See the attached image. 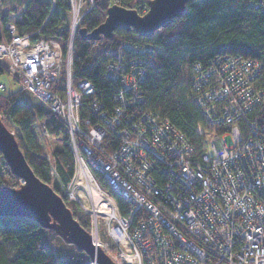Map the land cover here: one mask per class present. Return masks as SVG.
Here are the masks:
<instances>
[{
	"label": "built area",
	"instance_id": "2783aa9c",
	"mask_svg": "<svg viewBox=\"0 0 264 264\" xmlns=\"http://www.w3.org/2000/svg\"><path fill=\"white\" fill-rule=\"evenodd\" d=\"M67 2L64 46L54 38L32 39L35 32L21 34L8 19L0 61L19 89L65 124L73 157L68 182L48 153L40 156L62 194L88 215L93 241H100L104 225L110 242L95 243L116 264H264V63L222 54L192 64L189 100L211 128L199 126L194 144L168 118L142 108L152 44L122 39L108 51L102 69L110 82L108 102L91 80H75L74 41L94 0ZM123 2L143 14L149 0H108ZM248 5L264 13V0ZM84 96L94 123L80 115ZM106 129L118 138L110 150L103 144ZM42 133L49 136L44 127ZM96 173L129 203L127 215Z\"/></svg>",
	"mask_w": 264,
	"mask_h": 264
},
{
	"label": "trees",
	"instance_id": "16d2710c",
	"mask_svg": "<svg viewBox=\"0 0 264 264\" xmlns=\"http://www.w3.org/2000/svg\"><path fill=\"white\" fill-rule=\"evenodd\" d=\"M249 0H190L184 12L165 26L155 30L150 37H140L133 29H115L112 37L98 40L83 39L77 33L74 41L72 70L75 80L87 78L96 87V94L110 101V82L102 75L108 51L122 39L148 42L155 47L153 65L146 69L142 81L146 101L144 110L164 116L194 144H199L198 128L211 131L189 100L192 64L206 62L217 55L232 54L255 58L264 63V13L248 5ZM5 3V0H4ZM122 6L131 5L123 2ZM108 0H94L91 9L82 17L78 28L90 30L106 16ZM50 0H28L21 9L23 18L16 20L19 33H33L32 39L54 38L65 45L68 34L69 6L67 0H55L51 11ZM19 9V8H18ZM9 12L0 14V41L6 39L3 23ZM6 72L0 61V74ZM34 97L17 88L11 92L0 90V118L14 130L25 159L34 173L61 195L72 215L85 229L89 217L78 204L68 200L60 191L55 175L35 140L32 125L43 122L51 137L67 138L65 124L48 111ZM82 98L80 115L94 123L97 118L85 107ZM217 130V128H216ZM220 131V130H218ZM118 138L106 129L103 144L107 149L116 146ZM51 164L63 183L68 182L73 171V157L69 146L62 142L51 155ZM103 187L109 189L119 211L127 215L129 203L96 173ZM20 181L12 174L0 153V184L17 187ZM54 243L60 247H54ZM89 257L73 244L65 243L52 230L46 229L23 216H0V264H89Z\"/></svg>",
	"mask_w": 264,
	"mask_h": 264
},
{
	"label": "water",
	"instance_id": "95a60500",
	"mask_svg": "<svg viewBox=\"0 0 264 264\" xmlns=\"http://www.w3.org/2000/svg\"><path fill=\"white\" fill-rule=\"evenodd\" d=\"M188 1L149 0L148 9L143 14L134 8L113 3L107 7L102 22L90 30L79 27L78 35L89 40H98L101 36L110 38L119 28L133 29L140 37H150L156 29L181 16ZM0 153L12 174L20 180L17 187L0 185V216H23L85 252L94 264H116L103 247L93 241L90 231L72 215L61 195L34 173L14 130L9 129L1 118Z\"/></svg>",
	"mask_w": 264,
	"mask_h": 264
},
{
	"label": "rangeland",
	"instance_id": "374dc122",
	"mask_svg": "<svg viewBox=\"0 0 264 264\" xmlns=\"http://www.w3.org/2000/svg\"><path fill=\"white\" fill-rule=\"evenodd\" d=\"M27 1L28 0H6L4 5L0 8V14L1 12H4V10L6 9L8 10L9 7L10 9H12V6H14V9L12 10H14L17 15H20L22 13L21 9L27 4ZM11 20L16 21V19L14 18H12ZM0 82H2L5 85L6 87L5 92L7 91V93L18 88V83L14 79H12V77L7 72L0 74ZM34 101L35 103L40 105V102L38 100L35 99ZM42 123L43 122H39V121L34 123L32 125V130L34 132L35 140L38 143L39 148L41 149L42 152L48 153L51 159L52 151L55 148H59L61 146V143L64 142V140H61L60 138L43 135ZM223 140L226 142L227 145L232 144V138L230 135H225L223 137ZM95 198H97V196ZM103 226L101 224L99 239L103 243L110 242L109 240L110 238L109 236H107L108 234L106 233V230H103ZM54 247H60V244L54 243Z\"/></svg>",
	"mask_w": 264,
	"mask_h": 264
},
{
	"label": "crops",
	"instance_id": "0c3cea01",
	"mask_svg": "<svg viewBox=\"0 0 264 264\" xmlns=\"http://www.w3.org/2000/svg\"><path fill=\"white\" fill-rule=\"evenodd\" d=\"M6 2V0H5ZM12 9H14V6H12ZM10 9V7L8 8V10H4L5 12H9V19L11 20L12 18L16 19V20H21L23 18V14L21 13L20 15H17L15 13L14 10Z\"/></svg>",
	"mask_w": 264,
	"mask_h": 264
},
{
	"label": "bare ground",
	"instance_id": "6f19581e",
	"mask_svg": "<svg viewBox=\"0 0 264 264\" xmlns=\"http://www.w3.org/2000/svg\"><path fill=\"white\" fill-rule=\"evenodd\" d=\"M95 199H99V197L97 196V198H95ZM94 239H95V238H94ZM95 240H96L95 242L100 243V242L97 241V239H95ZM100 244H101V243H100Z\"/></svg>",
	"mask_w": 264,
	"mask_h": 264
}]
</instances>
